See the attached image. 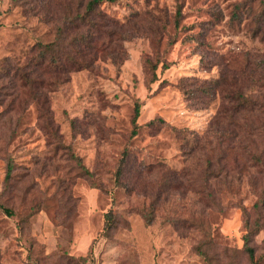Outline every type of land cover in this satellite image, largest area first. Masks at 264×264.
Segmentation results:
<instances>
[{
    "label": "rangeland",
    "instance_id": "1",
    "mask_svg": "<svg viewBox=\"0 0 264 264\" xmlns=\"http://www.w3.org/2000/svg\"><path fill=\"white\" fill-rule=\"evenodd\" d=\"M87 1L0 0V264H248L255 220L264 264V0L102 2L91 68H46Z\"/></svg>",
    "mask_w": 264,
    "mask_h": 264
},
{
    "label": "trees",
    "instance_id": "2",
    "mask_svg": "<svg viewBox=\"0 0 264 264\" xmlns=\"http://www.w3.org/2000/svg\"><path fill=\"white\" fill-rule=\"evenodd\" d=\"M115 0H88L85 5V10L81 15H76L73 20L69 21L66 24L67 30L74 34V38H72L68 46L66 47H60L59 51L55 52V54H52L51 59L47 58L45 55L47 52H53L54 49L50 46L40 47L43 48V50L39 49L40 52L38 53L39 60L46 63L47 67L52 69L53 64L58 65L61 62L65 65L64 74H66L68 71H66L70 66L72 67V71H79L83 69L91 68L93 63L96 61L97 58V50L93 47L91 43H93L97 39H101L102 36L105 34L103 32V29L111 28L113 30L112 32H107V36L109 38L117 37V34L120 32L119 29H117V25L115 21H112L110 19H107L104 15H102L99 11H97V7L102 2H113ZM72 12V11H70ZM69 12V13H70ZM176 16H180L179 9L176 11ZM91 20H94L92 26L94 27L92 32H89V30H84L80 32V29H86L87 24L91 23ZM117 40V39H116ZM55 48V47H54ZM163 68H167L166 66H163ZM53 71V70H52ZM55 71V70H54ZM71 71V70H70ZM241 102L240 104L249 105V100L246 99L244 96H240ZM140 102L139 100H136L133 107V115L131 119V131H130V138H133L137 135L138 132V124L137 120L139 118L140 114ZM263 106L259 107L257 111H260ZM257 129V126H255L253 123H250L248 120L247 123L244 122L242 124L241 128H238L239 134L238 136L244 141V139L247 138V136H250L253 134V132ZM127 156L126 150H124L122 154V158L120 161V166L118 167L116 173L114 174L115 177V183L119 184V181L122 176V166L121 164L125 162V157ZM70 157L77 163L78 167L81 169V171L87 175L88 177L91 176V174L87 171V169L83 166L81 160L75 156L73 153H70ZM13 168V162L11 160L8 161L6 166V173L4 177V183L7 184L11 170ZM264 204V198L255 205V209L259 210L260 206H263ZM3 212L6 216L11 217L13 214L12 212L4 207H1ZM153 218L151 216L144 215V221L147 225H149L152 222ZM115 218L112 215L111 212H108L105 214V231L104 233L109 232L111 229L114 228L115 224ZM246 232L242 238L243 242V248L242 252L243 255L246 257L248 264H259L260 259H258L255 256V251L253 247L251 246L253 242V237L258 234V232L261 230V224L258 220H255L253 225L246 222L244 225ZM197 255L204 257L205 252L203 250V245H197L194 248Z\"/></svg>",
    "mask_w": 264,
    "mask_h": 264
}]
</instances>
